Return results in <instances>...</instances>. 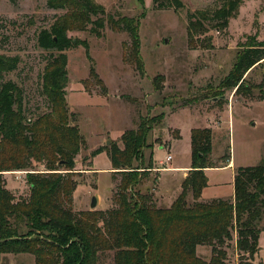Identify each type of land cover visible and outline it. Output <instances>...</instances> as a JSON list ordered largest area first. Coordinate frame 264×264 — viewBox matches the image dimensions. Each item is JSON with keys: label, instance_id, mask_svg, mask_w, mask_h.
I'll list each match as a JSON object with an SVG mask.
<instances>
[{"label": "trees", "instance_id": "16d2710c", "mask_svg": "<svg viewBox=\"0 0 264 264\" xmlns=\"http://www.w3.org/2000/svg\"><path fill=\"white\" fill-rule=\"evenodd\" d=\"M9 1L17 3V0ZM244 1L218 0L213 8L190 13L188 41L192 48L199 47V37L207 34L209 25L225 33ZM153 2L158 10L184 6L181 0ZM47 6L67 13L36 37L37 46L50 53L42 76L48 112L27 120L18 86L12 81L2 82L4 74L18 69L20 60L17 56L0 54V264L9 254H31L35 264H103L108 253L113 254V264H228L226 250L234 232L235 245L248 256L243 264H255L264 231L260 229L264 218V162L237 169L234 200H202V192L209 186L205 171L222 167L213 158L211 129L191 131L192 169L171 207L158 206L151 193L141 195L135 191L154 170V153L151 152L146 162L144 151L150 148L149 133L162 122L164 114L142 119L138 129L127 131L122 136L123 148L115 143L91 154L96 157L105 151L114 174L121 177L118 207L74 212L76 158L85 140L79 127L71 124L75 115L70 113L66 100L69 76L63 52L84 46L92 62L91 78L99 84L102 80L90 56V44L68 36L73 29L69 20L79 19L84 26L91 25L90 33L97 38L102 36L106 24L113 31L127 32L132 59L143 72L140 28L127 17L116 19L94 0H48ZM247 40L237 53L230 73L219 85L224 91H235V95L244 90L251 93L245 83L246 75L264 61V40L257 36ZM207 41L206 47L210 49L211 38ZM158 80L154 79L157 90ZM231 160L230 153L221 158L224 166ZM38 164L43 169L34 170ZM23 170L29 171L30 194L16 200L6 188L3 176L7 171ZM190 194L192 203L188 200ZM199 246L212 248L209 261L198 256Z\"/></svg>", "mask_w": 264, "mask_h": 264}, {"label": "rangeland", "instance_id": "374dc122", "mask_svg": "<svg viewBox=\"0 0 264 264\" xmlns=\"http://www.w3.org/2000/svg\"><path fill=\"white\" fill-rule=\"evenodd\" d=\"M94 1L116 19L127 17L138 23L144 71L140 72L132 59L127 32L113 31L106 24L102 36L97 38L90 33L91 25L84 26L79 19L69 20L73 22V29L68 36L90 44V56L95 60L97 76L102 80L99 84L91 78L92 62L88 60L84 46L63 52L67 57L69 76L66 100L70 113L75 115L71 124L79 127L85 140L76 158L74 212L108 211L118 207L121 177L114 174L105 151L96 157L91 154L115 143L123 148L122 136L138 129L142 119L164 114L162 122L154 125L149 133L147 144L150 148L144 151L146 162L151 152L154 153V170L135 189L141 195L151 193L158 206L160 185H164L162 195L166 196L163 204L168 205L167 199L172 195L178 175L155 169L190 162L187 152L190 128L212 130L213 158L219 166L224 167L221 158L228 153L236 171L264 162V61L246 75L250 94L244 90L235 95V91L219 88L248 37L264 40V0H245L225 33L209 25L207 34L199 37L196 49L188 41L189 14L213 8L218 5V0H181L184 6L177 10H158L153 0L142 3L139 0ZM47 2L17 0L13 4L9 0H0V54L17 56L20 60L18 69L4 74L2 82L12 81L18 86L27 120L49 111L42 93V76L50 53L37 46L36 37L42 29L50 28L56 19L67 16L66 11L49 9ZM205 38H211L210 49L206 47L208 41ZM54 54L58 55V52ZM155 78L160 80L159 90L155 88ZM168 156H172L170 161ZM40 169H43L40 164L34 168ZM27 172L4 173L6 188L13 192L16 200L30 194ZM212 176L213 180L226 184L220 191L230 187V193L221 199L234 200L231 170L214 172ZM93 197L97 200L95 208L91 207ZM188 200L193 202L191 194ZM260 229H264V218ZM235 239L234 232V239L226 250V262L243 264L248 256L238 250ZM259 246L261 250L254 262L264 264V231ZM198 256L209 261L212 248L199 246ZM3 264H35V257L9 254L4 257ZM103 264H113L112 253L106 255Z\"/></svg>", "mask_w": 264, "mask_h": 264}, {"label": "crops", "instance_id": "0c3cea01", "mask_svg": "<svg viewBox=\"0 0 264 264\" xmlns=\"http://www.w3.org/2000/svg\"><path fill=\"white\" fill-rule=\"evenodd\" d=\"M205 128V127H204ZM191 130H193V128L189 129L188 130V134H187V137L191 136ZM189 145V147H188ZM187 152L190 154V162L187 163V164H184V165H178V166H165V168L163 167H158L160 169H155L156 171L157 170H162L160 171L161 173H166V172H173L174 174H177V183L175 184V188L172 192V195L170 197H168V205H165L163 203H165V199H166V196L164 197V195H162L165 190L163 189L164 188V185L161 187H159V191L157 192V196L158 197V201H159V206H163V208H169L172 206V204L176 201V199L179 197V195L182 193V186H183V181L184 179L188 176V174L190 173L191 171V163H192V152H191V137L190 139H188V143H187ZM157 168V167H155ZM236 166L235 164H233L232 161L229 162L228 165L224 166V167H219V168H213V169H207L205 172H206V175L208 177V184L209 186L203 190L202 192V195H201V199L204 200V201H209V200H214V198H221V197H224L225 194H228L230 193V187L229 189L227 188L225 191H220L222 187H224V185H226L224 182H221L220 180H217V179H214L213 180V176L212 174L214 172H223V171H229L231 170L232 172V187H231V191L232 193L234 192V189H235V183H234V176H235V171H236ZM159 172V171H157ZM161 173H160V176H161ZM160 179V178H159Z\"/></svg>", "mask_w": 264, "mask_h": 264}, {"label": "water", "instance_id": "95a60500", "mask_svg": "<svg viewBox=\"0 0 264 264\" xmlns=\"http://www.w3.org/2000/svg\"><path fill=\"white\" fill-rule=\"evenodd\" d=\"M92 204H91V207L92 208H95L96 206H97V200H96V197H93L92 198V202H91Z\"/></svg>", "mask_w": 264, "mask_h": 264}, {"label": "built area", "instance_id": "2783aa9c", "mask_svg": "<svg viewBox=\"0 0 264 264\" xmlns=\"http://www.w3.org/2000/svg\"><path fill=\"white\" fill-rule=\"evenodd\" d=\"M172 159V156H168L167 160L170 161Z\"/></svg>", "mask_w": 264, "mask_h": 264}]
</instances>
